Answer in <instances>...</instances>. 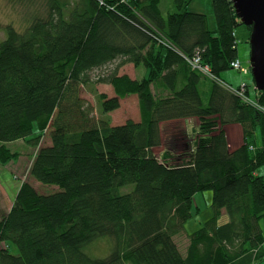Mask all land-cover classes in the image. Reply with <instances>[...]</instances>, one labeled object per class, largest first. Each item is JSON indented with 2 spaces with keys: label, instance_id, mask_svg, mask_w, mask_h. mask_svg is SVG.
<instances>
[{
  "label": "trees",
  "instance_id": "1",
  "mask_svg": "<svg viewBox=\"0 0 264 264\" xmlns=\"http://www.w3.org/2000/svg\"><path fill=\"white\" fill-rule=\"evenodd\" d=\"M15 1L32 12L23 25L2 27L0 163L17 156L7 143L36 133L35 146L47 136L28 170L54 189L41 193L27 181L16 189L12 206L0 213V264H259L264 178L256 169L264 164V115L218 80L203 104L199 73L187 61L198 52L216 77L231 68L233 30L242 24L232 1L211 0L213 30L205 13L188 10L191 0H172L166 13L161 0ZM118 59L108 75L92 78ZM129 61L145 64L150 77L120 75ZM177 67L186 83L173 84L172 96L155 97L151 82L163 70L175 80ZM98 82L115 95L96 91ZM87 90L99 116L82 96ZM132 93L140 120L111 123L109 111ZM259 95L264 103V89ZM185 117L199 119L195 147L186 158L159 159V123ZM228 122L240 123L245 139L233 151L222 129ZM255 125L262 143L250 150ZM204 190L212 194L211 217L188 235L182 255L172 237L185 229L194 194ZM222 209L228 219L220 223ZM104 237L108 254L85 252Z\"/></svg>",
  "mask_w": 264,
  "mask_h": 264
},
{
  "label": "rangeland",
  "instance_id": "2",
  "mask_svg": "<svg viewBox=\"0 0 264 264\" xmlns=\"http://www.w3.org/2000/svg\"><path fill=\"white\" fill-rule=\"evenodd\" d=\"M161 8L164 12L169 9H173L174 5L172 0H161ZM192 3L188 6L189 11H199V12H205L207 15V20L209 22L210 29L213 30L214 26V16L213 11L211 7V0H191ZM40 5V4H39ZM30 8H27L23 4L15 0H0V40L4 37V31H2V27L8 24L9 22L16 24L17 26L23 25L26 23V19L28 17ZM234 37L237 38L238 42V53L240 54V57L242 59H247L250 57V45L248 42V31L246 26L243 24L238 25L233 30ZM250 35V34H249ZM248 37V38H247ZM247 38V39H246ZM243 66L242 68L245 69L248 67L249 63L242 62ZM113 66H117L116 63H109L106 68H97L96 70L91 72V76L93 79L97 77V75H108V73L111 72V68ZM128 68H118V73L120 75L126 74L128 76ZM233 69V68H232ZM236 70V69H233ZM238 71H243L242 69H237ZM236 70V71H237ZM238 74V72H237ZM248 75H242L241 76L246 80V82L249 85L248 90V99L249 102H246L247 104H251L255 107V109L261 114L264 115V105L261 104V102L257 103L255 101L256 95L254 84L252 81V74L251 72L247 73ZM246 85H244V88ZM96 91L105 93L107 97L114 96L115 93L112 91V86L108 83H97L95 84ZM236 89H233L235 92ZM236 95V94H235ZM82 96L86 99V101L90 102L93 107L95 108L96 115H100V106L97 102L95 96L92 94V92L83 91ZM237 96V95H236ZM120 101V98H119ZM124 103L120 105L119 109H115L112 111H109L108 116L110 117V121L113 124L120 125L122 122H124L127 119H138L139 118V111L137 110V102L131 98H125ZM248 101V100H247ZM259 101V100H258ZM141 114V111H140ZM107 115V114H106ZM35 135L28 137L27 139H19L15 140L14 142L7 143V147L11 149V153H17V156H15L13 159H10L7 163H4L3 165L0 163V213L5 212L8 208H10V205L12 206L13 203H11V200L13 201L16 189L20 186L22 182H29L36 191H39L41 193H48L51 192L54 187L51 185H44L36 180H33L29 176V165L31 161L33 160V156L36 153L37 147L39 145L46 146V144L50 143V139L47 136H44L38 144L35 146L32 144V138H34ZM178 135H175V137ZM173 137L172 135L168 136V133L164 135L163 137V149H168L169 147L173 148L174 141L177 139H180L179 137ZM175 138V139H174ZM159 147L154 149V153L160 157L158 151ZM52 189V190H51ZM125 189H128V187H125ZM208 193L210 190H204L200 191L199 193ZM198 193V194H199ZM196 201L198 202V205L201 209L200 213L195 214L193 213V217L189 219L188 223L186 222L184 224L185 230H191V228H199V222L201 219H205L206 216H203L205 214L204 211L210 213V209L208 208L210 205V201H208L201 195L196 196ZM9 204V205H8ZM207 206V208H206ZM208 209V210H207ZM204 212V213H203ZM108 241V242H107ZM110 241L109 238L104 237L97 239L93 241V243L87 245L85 247V252L94 257H104L106 254L109 253V247Z\"/></svg>",
  "mask_w": 264,
  "mask_h": 264
},
{
  "label": "crops",
  "instance_id": "3",
  "mask_svg": "<svg viewBox=\"0 0 264 264\" xmlns=\"http://www.w3.org/2000/svg\"><path fill=\"white\" fill-rule=\"evenodd\" d=\"M192 3V2H191ZM212 7V5H211ZM172 9L166 10L167 11H171ZM192 11V10H191ZM163 11V13H166ZM194 12H198V13H202L199 11H194ZM205 13V12H203ZM206 14V13H205ZM208 22V20H207ZM208 27L209 26V22H208ZM216 28V21H214V26L213 29ZM210 29V28H209ZM212 30V29H210ZM157 50L156 48H154L153 52ZM236 53H237V57L240 61V63L243 66L242 62H247L249 63V57L247 59H242L240 57V54L238 53V44H236ZM150 58V55H149ZM113 63H116L117 65L120 63V59L115 60ZM175 67V66H174ZM172 66V68H174ZM118 68H128L127 70L129 71L127 74L131 79H136V80H140L143 78L148 79V77H150V68H148L145 64L139 63L134 64L132 62H128L125 64L120 65ZM165 71V72H164ZM167 70H163L161 72V75L164 74V76L158 78V80H155L153 82H151L150 84V89L152 90L153 94L155 97H168V96H172V85L174 84L176 88L181 89V87H183L184 83H186V81L188 80L189 76L184 74L183 69L177 67L176 71L178 72V74L176 75V79L174 80V78L172 79H168L165 77V75L167 74L166 72ZM238 72V74H237ZM251 72V68H250V63L248 65L247 68H245V72L244 71H236L233 70L232 68L226 69V71H223L221 73H219V77H215V79L211 78L210 76L207 75H202L201 73L197 74V76H199L198 79V83L196 84V87L198 89V93H199V97L202 100L203 104L209 103L210 99H211V94L213 91V81L216 82L218 80V82L222 85V86H226V90L228 89L230 91V95H235V93L233 92V89H237L240 88L241 86L246 85L245 87V91H244V96H246L248 98V90H249V85L246 82V80L241 76L242 75H248L247 73ZM253 78V76H252ZM174 80V81H173ZM253 84H254V80L252 79ZM254 89H255V94L256 98L255 101L257 103H259V94H260V90L258 91L256 89V86L254 84ZM112 91H114L112 89ZM239 97V96H238ZM125 98H131L133 100H135L138 104H137V110H140L139 107V100L136 94L132 93L128 96L125 97H121L120 98V105L124 103V99ZM240 98V97H239ZM229 101V100H227ZM225 101V102H227ZM262 105H264V103H261ZM120 106L117 108L119 109ZM133 119V118H132ZM134 121H138L140 120V111H139V118L138 119H133ZM198 125H199V119L196 117H185V118H174V120H167V121H163L161 123H159V142H161V144L159 146H155L153 148V152L155 148H160L158 153L160 155L159 159H162L163 157L166 156L167 154V158H171L170 160H174V159H182V158H186L189 155V151L191 149H193L196 145V136L198 134ZM222 129H224L225 132V138L227 139V143H228V150L233 151L237 148L240 147V145H242L245 141V139H243V128L241 126L240 123H231L228 122L227 124H224L222 126ZM168 133V136L172 135L173 137H175V135H178L176 137H179L180 139H177L174 141V146L173 148L169 147L168 149H163V137L164 135H166ZM175 137V138H176ZM174 138V139H175ZM250 144H249V149L250 150H254L256 148L261 147V143H262V138H261V131H260V127H258L257 125L254 126V130L251 134V138H250ZM22 140V139H21ZM256 173L258 175H261L264 178V164H262L261 166L257 167L256 169ZM201 195V197L204 198V200L208 198V201L211 202L212 199V194L211 191L206 193H196L194 194V199H193V205H194V209L191 215V218L193 217V213L198 214L200 213L201 209L198 205V202L196 201V196ZM11 203L12 200H11ZM9 205V204H8ZM11 207V205H10ZM207 208V206H206ZM210 209V213L205 212V214L203 216H206L205 219H201L199 222V225L206 219L211 217V206L208 207ZM10 208H8L6 211H8ZM208 210V209H207ZM5 211V212H6ZM203 212V213H204ZM190 219V218H189ZM228 219V216L225 213V210L222 209L221 210V217L219 218L220 223L222 221H226ZM189 220H187L186 222L188 223ZM185 222V223H186ZM184 223V224H185ZM259 227L261 229V234L263 235V242H262V246L260 248L261 252H259L261 254V259L259 261V264H264V222L260 219L258 221ZM198 228H191V230H182L179 231V233H176L175 235H173V239L177 245V248L181 251L182 255L186 254V247L189 244V238L188 235L195 231Z\"/></svg>",
  "mask_w": 264,
  "mask_h": 264
},
{
  "label": "water",
  "instance_id": "4",
  "mask_svg": "<svg viewBox=\"0 0 264 264\" xmlns=\"http://www.w3.org/2000/svg\"><path fill=\"white\" fill-rule=\"evenodd\" d=\"M240 22L250 26L249 63L256 89H264V0H231Z\"/></svg>",
  "mask_w": 264,
  "mask_h": 264
},
{
  "label": "built area",
  "instance_id": "5",
  "mask_svg": "<svg viewBox=\"0 0 264 264\" xmlns=\"http://www.w3.org/2000/svg\"><path fill=\"white\" fill-rule=\"evenodd\" d=\"M187 61H188L189 65L192 67V69H195L196 71H198L202 75L205 74V75L210 76L211 78L215 79L216 76H214L210 73L209 65H207L205 63L203 64L201 62L200 54H198V52H195L193 54V57L189 58ZM230 64H231V68L236 69V70L242 69L245 72V69L242 68V64L240 63L238 58H236L235 60L230 62ZM244 91H245L244 86H241L240 88H237L235 90V92L234 91L233 92L237 96H239L242 100H244L245 102H249L250 100L246 96H244Z\"/></svg>",
  "mask_w": 264,
  "mask_h": 264
},
{
  "label": "bare ground",
  "instance_id": "6",
  "mask_svg": "<svg viewBox=\"0 0 264 264\" xmlns=\"http://www.w3.org/2000/svg\"><path fill=\"white\" fill-rule=\"evenodd\" d=\"M210 69V68H209ZM262 91V90H261Z\"/></svg>",
  "mask_w": 264,
  "mask_h": 264
}]
</instances>
